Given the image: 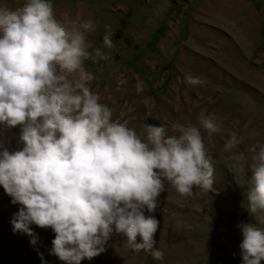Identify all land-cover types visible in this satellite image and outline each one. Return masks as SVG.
Segmentation results:
<instances>
[{"label": "clouds", "instance_id": "clouds-1", "mask_svg": "<svg viewBox=\"0 0 264 264\" xmlns=\"http://www.w3.org/2000/svg\"><path fill=\"white\" fill-rule=\"evenodd\" d=\"M105 28L103 45L112 49L110 26ZM95 30L91 18L58 19L53 0L0 3V125L19 127L22 143L10 151L0 142V186L20 206L10 223L33 245L32 225L50 228V254L64 264L99 256L114 232L134 252L162 260L154 239L159 221L145 212H155L167 186L184 197L194 188L213 189L215 169L201 130L225 137L229 152L245 138L205 111L196 123L174 125L172 135L164 124L146 123L138 132L114 119L89 86L95 76L85 61L108 58L88 41ZM183 79L193 87L206 83L190 73ZM248 152L244 163L237 158V170L249 184L236 183L255 217L264 214V142L252 143ZM237 227L242 264H262L264 228Z\"/></svg>", "mask_w": 264, "mask_h": 264}, {"label": "rangeland", "instance_id": "rangeland-1", "mask_svg": "<svg viewBox=\"0 0 264 264\" xmlns=\"http://www.w3.org/2000/svg\"><path fill=\"white\" fill-rule=\"evenodd\" d=\"M18 6L23 0H0ZM54 14L66 21L91 18L96 30L88 34L93 48L106 60L85 61L95 79L92 91L138 132L148 124H164L168 134L176 124L196 123L201 111L215 113L245 138L231 152L225 137L202 131L214 166L213 189H193L184 197L170 186L159 196L154 215L159 221L155 247L149 252L129 249L126 237L113 233L106 251L81 264H242L237 225L264 228V214L247 211L244 189L249 180L237 170L248 148L264 142V0H53ZM115 45H103L105 26ZM206 83L193 87L185 74ZM19 127L0 125V142L10 151L22 147ZM251 176V172L248 173ZM246 190V189H245ZM0 186V264H64L50 254L54 232L32 225L37 237L13 232L10 223L19 209ZM139 242V238H138ZM42 254V255H41ZM264 264V261H262Z\"/></svg>", "mask_w": 264, "mask_h": 264}]
</instances>
